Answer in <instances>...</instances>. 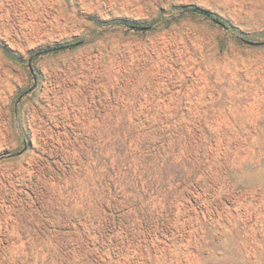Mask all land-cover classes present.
<instances>
[{
  "label": "rangeland",
  "instance_id": "374dc122",
  "mask_svg": "<svg viewBox=\"0 0 264 264\" xmlns=\"http://www.w3.org/2000/svg\"><path fill=\"white\" fill-rule=\"evenodd\" d=\"M0 264H264V0H0Z\"/></svg>",
  "mask_w": 264,
  "mask_h": 264
},
{
  "label": "trees",
  "instance_id": "16d2710c",
  "mask_svg": "<svg viewBox=\"0 0 264 264\" xmlns=\"http://www.w3.org/2000/svg\"><path fill=\"white\" fill-rule=\"evenodd\" d=\"M181 10L186 11L189 14L199 15L201 17H204V18L208 19V20H212V21H214V22H216L218 24H223L220 21V19H219V17L217 15H215L213 13H210L208 11H205V10L199 9L197 7L186 6V7H183ZM108 24H120V25H124V26L130 27V28H133V29H135V28H137V29L143 28V27H139L137 25H132L131 23L126 22V21H115V22H111V23H108Z\"/></svg>",
  "mask_w": 264,
  "mask_h": 264
}]
</instances>
